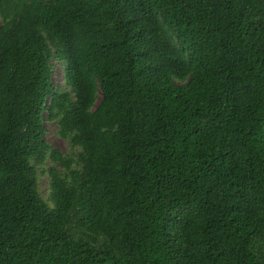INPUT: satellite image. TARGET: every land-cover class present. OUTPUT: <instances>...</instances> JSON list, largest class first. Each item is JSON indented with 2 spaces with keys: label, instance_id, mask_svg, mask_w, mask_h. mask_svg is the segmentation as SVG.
Masks as SVG:
<instances>
[{
  "label": "trees",
  "instance_id": "1",
  "mask_svg": "<svg viewBox=\"0 0 264 264\" xmlns=\"http://www.w3.org/2000/svg\"><path fill=\"white\" fill-rule=\"evenodd\" d=\"M0 264H264V0H0Z\"/></svg>",
  "mask_w": 264,
  "mask_h": 264
},
{
  "label": "rangeland",
  "instance_id": "2",
  "mask_svg": "<svg viewBox=\"0 0 264 264\" xmlns=\"http://www.w3.org/2000/svg\"><path fill=\"white\" fill-rule=\"evenodd\" d=\"M63 71L64 67L61 63L57 61L53 63V80L57 86H64ZM46 129V141L53 149L63 154L71 152L68 142L57 135L58 126L55 123L47 122ZM48 165L46 163V166ZM39 188L44 198H46L49 190L48 178L46 176H39Z\"/></svg>",
  "mask_w": 264,
  "mask_h": 264
}]
</instances>
